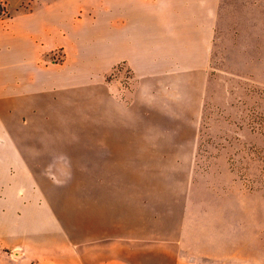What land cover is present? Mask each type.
Returning a JSON list of instances; mask_svg holds the SVG:
<instances>
[{"label": "rangeland", "instance_id": "1", "mask_svg": "<svg viewBox=\"0 0 264 264\" xmlns=\"http://www.w3.org/2000/svg\"><path fill=\"white\" fill-rule=\"evenodd\" d=\"M87 8L71 42L80 67L65 73L81 82L67 88L66 115L53 121L55 139L72 142L55 170L67 179L66 200L50 214L62 232L20 236L16 249L1 242L0 250L22 264H81L75 237L115 238L124 248L113 243L107 256L131 264H178L177 255L183 264H264V0H224L210 35H197L206 33L199 25L180 45L139 38L137 75L107 62L105 6L92 21ZM49 56L51 65L65 61L60 49Z\"/></svg>", "mask_w": 264, "mask_h": 264}, {"label": "crops", "instance_id": "2", "mask_svg": "<svg viewBox=\"0 0 264 264\" xmlns=\"http://www.w3.org/2000/svg\"><path fill=\"white\" fill-rule=\"evenodd\" d=\"M3 2L7 16L0 18V248L3 242L10 249H16L20 236L62 232L58 226H51L50 214L66 200L67 179L56 176L55 170L62 157L60 150L72 142L55 139L58 131L53 121L66 115L65 105L70 99L67 88L74 89L81 82L75 74L66 77L65 73L72 75L71 69L80 67V64H71L70 57L82 9L88 6L86 20L92 21L97 20L93 9L105 6L107 62L111 58L112 67L115 63L126 62L137 75L142 68L131 54L140 52L139 38L177 37L180 45V38L195 35L199 25L206 33L196 34L209 36V22L216 19L215 12L224 0ZM115 21L121 23L114 24ZM198 47L205 51L202 44L198 43ZM56 49H60L65 58L60 66L48 63L49 55ZM106 90H110L109 85ZM107 99L116 102L111 93L107 94ZM83 193L86 197L93 196L92 189L85 188ZM129 196L128 192L125 197ZM120 202L123 209L124 195ZM80 205L91 208L87 201ZM113 243L116 248H124L123 242L115 238L103 244L86 245L76 237L72 241L81 264H131L128 257L107 256ZM153 247L154 251H159V245ZM100 248L105 249L104 257L91 254ZM132 251H145V248L132 246ZM173 259L178 264L184 263L180 255ZM3 261L22 264L20 255L0 250V264ZM34 264L48 263L41 260Z\"/></svg>", "mask_w": 264, "mask_h": 264}, {"label": "trees", "instance_id": "3", "mask_svg": "<svg viewBox=\"0 0 264 264\" xmlns=\"http://www.w3.org/2000/svg\"><path fill=\"white\" fill-rule=\"evenodd\" d=\"M1 15H7L5 3L3 2V0H0V17Z\"/></svg>", "mask_w": 264, "mask_h": 264}, {"label": "built area", "instance_id": "4", "mask_svg": "<svg viewBox=\"0 0 264 264\" xmlns=\"http://www.w3.org/2000/svg\"><path fill=\"white\" fill-rule=\"evenodd\" d=\"M2 16H4V15H1V17H2ZM1 17H0V18H1Z\"/></svg>", "mask_w": 264, "mask_h": 264}]
</instances>
